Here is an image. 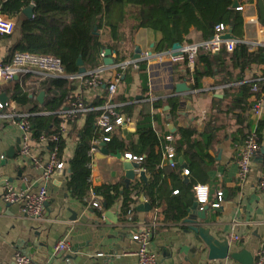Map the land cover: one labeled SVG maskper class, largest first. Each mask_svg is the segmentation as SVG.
I'll list each match as a JSON object with an SVG mask.
<instances>
[{
    "label": "crops",
    "instance_id": "obj_1",
    "mask_svg": "<svg viewBox=\"0 0 264 264\" xmlns=\"http://www.w3.org/2000/svg\"><path fill=\"white\" fill-rule=\"evenodd\" d=\"M4 1L0 0V15L12 18L17 23V16L1 10ZM242 4L245 7L244 25L239 36L233 34L242 43L257 42L258 46L255 48L249 45L250 50L255 51L259 46H264V25L259 19L256 0ZM130 16L128 26L131 25L133 31L132 48L126 53V59L134 58L137 48L141 50V55L148 51L158 53L156 46L161 39V33L145 27L135 29L136 20L131 13ZM14 33L0 34V62L11 58V48L17 39ZM110 33L109 27H104L99 32L100 36L106 40L110 39ZM188 38L190 41L185 42L203 39L194 28L191 29ZM105 46V49L109 48L108 45ZM110 49L112 57L116 59L117 50ZM94 57L99 61V65L104 63L99 57V52H96ZM175 64L154 62L151 68L148 63L146 68L149 75V87L147 90L142 89L138 73L135 74L134 81L129 83L125 81L127 72L122 74V81L117 93L113 96V102L121 106L133 104L134 116L131 118L135 124L130 129H120L117 133L128 142L137 141V116L145 109L155 116L153 127L162 138L163 146L167 143V136L170 134H174L177 142L179 141L177 132L181 127L196 128L197 133L194 138L200 140L201 132L205 130L211 115L217 114L216 122L209 126V129L213 127L215 136L212 146L206 151L209 155L204 157L203 161L197 159L198 166L191 170L189 176L183 174V169L190 168V160L183 153L177 154V167L185 184L206 183L210 186L208 209L204 212L200 204L193 209L197 203L193 194L194 200L186 216L179 221L167 220L164 213L167 206L166 200L178 194L174 193L178 190V186L173 188L174 183L170 177L162 188L163 197L160 205L153 206L143 195L144 201L151 206L150 211L141 210L140 207L143 204L141 200L132 206L134 223L128 221V215L126 219H123L121 198L106 207L104 205L106 201L100 196L103 206L97 208L93 205L92 193L85 200L75 196L68 184L70 159L74 156L78 145V130L85 123L84 113L69 124L68 132L64 136L66 143L61 158L66 166L63 170L54 172L48 183L50 199L46 203L45 218L37 220L26 217L19 203H5L2 194L6 190L7 182L16 188H24L32 184V187L37 189L42 181L41 167H36L30 158L21 155L20 128L1 115L14 111L32 112L42 108L48 96V92L42 86L43 82L53 76L43 77L36 70L30 69L20 73L11 81L0 82V102L7 103L6 107L0 108V264H16V250L30 254L42 264H138V257L134 253L140 245L133 238V234L139 226L153 223L155 225L149 248L161 264H250L252 260L254 261L264 241V191L259 187L260 175L264 170V153H261L264 149V127L261 128L259 140L261 150L252 161L248 178L240 183L236 162L238 149L255 125L251 109L244 110V107H246L245 103L252 105L254 97L250 90L245 94L247 98L236 104L233 103V98L241 96L240 87L244 82L264 80V64H252L246 67L244 72H239L235 62L228 59L225 63V73L203 77L200 81L201 87L196 89L192 88L194 83L192 78L190 80L174 78V73H177ZM91 67L93 66L86 68ZM132 70L137 72L140 66L132 67ZM228 71L233 72L229 83L224 80ZM238 73L243 77L242 79L238 78ZM114 74L113 69L106 70L103 73L104 83L97 88L86 86L79 79L72 80V85L75 86L72 96L75 98L81 95L91 105L105 103L108 98L107 84ZM18 83L21 86L18 96L27 94L29 97L24 104L15 96V86ZM179 83H185L190 91L184 94L177 93L176 84ZM230 86L236 89L227 92L226 88ZM41 91L46 92L43 102L38 100ZM226 93L230 95L225 97ZM167 97H177L184 102L175 112L171 110L168 103H165L163 108L154 109V101ZM216 97L224 100L216 102L214 100ZM70 102L67 101L63 109ZM34 113L46 115L51 112ZM261 122H264V118L260 124ZM49 144L47 141L40 140L32 144V153L41 163H46L49 159ZM100 150L92 161L90 175L92 187L125 181L127 169L124 155L127 152L121 154L120 158L118 157L120 153L113 154L108 149L109 154H100ZM181 158L187 165L180 161ZM162 166H166L169 170L173 168L165 158H163ZM134 173L135 177L132 180L143 177L136 173V169ZM24 176H28L31 183H24L22 179ZM149 176L150 173L146 172L143 178L148 179ZM171 190L172 193H170ZM218 190L224 192V199L221 206L216 208L212 206V203L218 201ZM188 219L189 221H186ZM194 227L201 229L206 236L220 239L222 241L220 244L229 248L228 256L223 259H210L209 249L200 233L193 229ZM235 236L239 238L235 240ZM62 239L68 242L69 249L55 256L54 246ZM99 252H104V255L98 256Z\"/></svg>",
    "mask_w": 264,
    "mask_h": 264
},
{
    "label": "trees",
    "instance_id": "obj_2",
    "mask_svg": "<svg viewBox=\"0 0 264 264\" xmlns=\"http://www.w3.org/2000/svg\"><path fill=\"white\" fill-rule=\"evenodd\" d=\"M236 0H5L2 4L4 13L18 17L15 33L16 41L11 48L10 60L3 61L9 63L16 51H28L38 54H53L60 57L70 74H76L80 70L78 60L82 58L84 66H98L99 61L94 57L96 52L106 47L100 41V30L109 27L114 38L117 37L120 23L115 20V15H124L127 12L126 6L136 8L135 29L145 27L151 28L161 33V39L156 49L158 52L167 51L174 43L190 41L188 38L191 29L198 31L203 39L210 38L215 31V26L224 23L233 29L236 36L244 25L243 11L233 7ZM239 4L252 0H237ZM259 10L260 22L264 25V0H256ZM33 4V16H27L23 10ZM112 13L114 16H112ZM14 33V34H15ZM112 48L111 46H108ZM235 62V67L239 72H244L246 67L252 64H264V46H259L257 50H250L247 43H239L233 52H228L225 47L218 53H207L200 51L197 59V67L191 71L188 68L187 60L177 62L174 68V78L179 80H194L192 88H200V81L203 77L214 76L225 73V63L227 60ZM232 73L227 72L224 79L227 83L232 80ZM238 78L242 79L238 73ZM72 80L61 77H48L43 82V88L48 92V96L40 110L32 112L49 111L50 114H35L31 117L32 129L36 136L46 134L48 136L56 133L62 121L58 113L63 109L67 101H72V92L75 86ZM254 82H244L240 87L241 96L233 98V103L247 98L246 92L252 93ZM236 88L230 86L227 92H232ZM147 90V89H146ZM16 99L22 104L29 100L28 95L18 96L21 92L19 83L15 86ZM226 93L225 97L229 96ZM250 93L248 94V96ZM222 101L224 99L214 98ZM181 101L177 97H167L153 102L154 109L164 107L165 103L171 106L173 112L177 111ZM246 102V101H244ZM102 105V102L94 103L90 106ZM244 110L252 108L251 104L245 103ZM133 104H126L119 107L121 113H126L130 117L133 114ZM232 107H230L231 109ZM100 110L85 112V123L78 130L79 141L74 156L70 159L69 188L78 198L85 200L91 196V190L102 196L107 202V206L112 205L118 198H121V215L126 219L129 211L133 212L132 206L139 202L142 196H146L153 206L161 204V191L170 177L174 183L173 188L178 186V194H174L166 200L167 206L164 213L167 220L179 221L186 216L190 209L195 192L194 183L185 184L182 181L181 172L178 169L162 166L164 158L163 141L158 132L153 127L155 116L148 110H142L137 116V141H126L116 133L111 141L107 142V147L113 154H124L132 152L143 155L144 160L141 167L150 173L148 179L143 177L131 180L129 185L125 181L119 183H105L101 186L92 187L89 180L91 168L89 167V151L92 140L97 130L96 123L100 116ZM217 114H212L207 122V126L201 132V139L194 136L196 128L181 127L177 134L179 141L176 144L177 154H184L190 160V172L197 167V159L203 161L209 154L206 152L215 139L213 127L209 126L216 122ZM259 126L260 138L261 128ZM250 133V131H249ZM248 133V134H249ZM247 134V136H248ZM246 136V137H247ZM245 137V138H246ZM260 140V139H259ZM65 139L62 136L58 142L50 143L49 147L58 144L60 155L65 147ZM172 193V190L171 192ZM169 193V194H170ZM135 210V209H134Z\"/></svg>",
    "mask_w": 264,
    "mask_h": 264
},
{
    "label": "built area",
    "instance_id": "obj_3",
    "mask_svg": "<svg viewBox=\"0 0 264 264\" xmlns=\"http://www.w3.org/2000/svg\"><path fill=\"white\" fill-rule=\"evenodd\" d=\"M237 9L244 11L243 4H238ZM16 28V23L12 18L0 15V34H13ZM229 26L224 23H219L215 26L214 34L208 39H201L194 42H184L180 53L173 54V50L162 51L154 53L152 51L144 52L140 57H134L121 63H117L114 59L113 64H106L105 62L98 66L87 68L84 73L70 74L67 72L62 59L53 54H38L28 51H16L9 63L0 62V82L11 81L20 73L30 69L36 70L43 77L53 76L67 78L70 80L79 79L84 85L97 88L103 85V73L108 69H113L115 74L110 82L107 84L108 98L101 106H90L81 95H77L65 109H61L60 114L62 121L56 133L48 136L41 134L36 136L32 129L31 117L35 115L34 112L14 111L8 114H1L3 117L10 119L21 130V155L25 158H30L36 167L42 169L41 183L37 189H34L32 184L24 188H16L11 183L7 182L6 190L2 194V199L7 204L19 203L24 216L43 220L46 214V203L50 199L48 183L52 175L57 170H63L66 166L64 160L60 155V148L58 144H54L49 149V159L46 163L36 158L32 153V144L34 141H47L48 143L58 142L60 138L65 136L68 132L69 124L76 121L80 114L91 111L100 110V116L97 120L95 137L92 140V146L89 151L90 162L89 167L92 168V161L96 153L100 150L101 144L111 141L112 137L120 129H130L134 126V120L124 113L119 111L120 104L113 102V96L117 93L120 82L122 81V74L129 68H139L140 61H147L152 68L154 62L163 63H177L187 60L188 68L193 71L197 67V59L200 51L207 53H218L222 48L228 52H233L241 40L237 38L225 39L223 35L229 31ZM252 48L258 46L257 42L249 44ZM99 57L104 61L107 57V51L102 48L99 52ZM152 64V65H151ZM253 104L251 108V115L254 118V127L250 130L248 136L243 140L239 146L237 154L238 165V181L243 183L249 176L251 171L252 161L258 152L261 150L260 145V121L264 118V80L255 81L252 87ZM6 102H0V108L6 107ZM177 140L174 134L167 136V143L164 144V158L168 160L169 165L173 168L178 166L176 144ZM125 158L131 162L140 164L136 168V173H146V169L141 167V162L144 160L143 155H137L132 152L125 153ZM185 176L190 175L188 168L183 169ZM23 182L27 183L31 180L28 176H24ZM91 181V177L89 178ZM259 187L264 191V170L261 172L259 179ZM195 198L198 204L203 208L210 202V186L206 183H196L193 186ZM93 205L97 208H102L100 195L95 191H91ZM174 193H178L175 190ZM224 192L217 191L218 201L213 202L212 206L219 208L224 199ZM128 221L134 223L132 211L128 213ZM153 224L141 225L133 234V238L139 242V249L134 253L138 257V264H161L156 255L150 250L149 244L153 232ZM239 237L235 236V240ZM69 249V244L66 240H59L54 246V255H59ZM98 256H103L104 252H99ZM16 264H42L35 260L30 254L20 250L15 251ZM252 264H264V241L261 243L254 261Z\"/></svg>",
    "mask_w": 264,
    "mask_h": 264
},
{
    "label": "water",
    "instance_id": "obj_4",
    "mask_svg": "<svg viewBox=\"0 0 264 264\" xmlns=\"http://www.w3.org/2000/svg\"><path fill=\"white\" fill-rule=\"evenodd\" d=\"M238 1L236 0L233 4V7H237L238 6ZM33 12H34V7H33V4L26 7L24 9V13L31 17L33 16ZM223 38L225 39H233L235 38L234 34H233V29H230L227 33H225L223 35ZM182 43L180 42H176L174 43V45L172 46V50L174 51L173 54L174 55H177L180 53V49L182 48ZM107 51V57L104 59V62L106 64H113L114 63V58L112 57V50L110 48H107L106 49ZM141 53V50L139 48L136 49V54H135V57H140V54ZM78 65L80 66V70L79 72L80 73H84L87 68L84 66V61L82 60V58H80L78 60ZM176 90H177V93H180V94H184L186 92H189L190 91V88L188 86H186L185 83H179V84H176ZM46 95V92L45 91H41L39 96H38V100L43 102V99H44V96ZM4 98V94L2 96ZM102 148L100 150V154H109V151L106 147V143L103 142L101 144ZM18 148H20V146H18ZM261 153L263 154L264 153V149H262ZM260 154V156L262 155ZM118 157H122L121 154H118ZM180 161L182 163H184L183 161V158L180 159ZM184 165H187L186 163H184ZM140 166L139 163L137 162H131L129 161L128 159H126L125 161V168L127 169V173H126V185H129L131 180L135 177V173H134V169L138 168ZM141 175L143 177H145V173L142 172ZM141 201L143 202L142 206L140 207L141 210H144V211H150L151 209V206L148 202H145L144 201V198H141ZM104 205L107 207V202H104ZM198 202L195 203V206L193 207V209H196L198 207ZM208 209V205H205L203 207V210L204 212ZM186 221H189L186 220ZM196 232L198 231L200 233V236L202 237V239L204 240V242L206 243V246L207 248L209 249V258L210 259H223V258H226L228 256V252H229V248L228 247H225V246H222L220 243L222 242L220 239H216V238H213V237H209V236H206V234H204V232L201 230V229H198L196 227L193 228ZM253 263V260L250 264Z\"/></svg>",
    "mask_w": 264,
    "mask_h": 264
},
{
    "label": "rangeland",
    "instance_id": "obj_5",
    "mask_svg": "<svg viewBox=\"0 0 264 264\" xmlns=\"http://www.w3.org/2000/svg\"><path fill=\"white\" fill-rule=\"evenodd\" d=\"M125 10H127V12L124 13V15L116 14L114 18L115 20L117 19L116 20L117 23H120V29L118 31L117 37L114 38L112 33H110L111 35L109 40H106L105 38H102L100 36V40L104 45L111 46L113 47V49L117 50L118 56L115 59L117 63L126 61L127 60L126 53L132 48L131 39H132L133 31L131 25L128 26V24L130 23V17H131L130 13L132 14V17L135 18L136 8L126 6ZM112 16H114L113 13ZM147 65H148L147 61H140L139 62L140 70H137V72H133L132 66L129 67V69L126 70L127 78L125 79V81L127 83L134 81L135 74L138 73L140 75L142 89L143 88L148 89L149 75L147 73V68H146Z\"/></svg>",
    "mask_w": 264,
    "mask_h": 264
}]
</instances>
